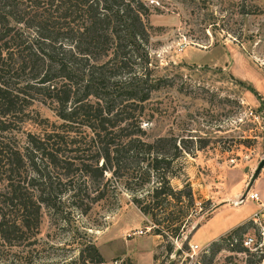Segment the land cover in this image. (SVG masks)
<instances>
[{
	"label": "trees",
	"instance_id": "trees-1",
	"mask_svg": "<svg viewBox=\"0 0 264 264\" xmlns=\"http://www.w3.org/2000/svg\"><path fill=\"white\" fill-rule=\"evenodd\" d=\"M150 14L140 0H0L3 241L13 230L37 228L42 209L85 214L84 180L103 179L131 195L158 228L155 235L178 237L174 225L193 201L186 184L174 190L169 183L178 179L171 165L184 154V139L147 140L139 128L141 106L160 85L149 76ZM35 101L48 102L59 121L43 137L22 130ZM68 189L70 204L64 206ZM249 227L247 221L209 242L206 253L226 247L230 235L238 237ZM230 249L242 251L237 245ZM79 256L81 264L103 263L91 242Z\"/></svg>",
	"mask_w": 264,
	"mask_h": 264
},
{
	"label": "rangeland",
	"instance_id": "rangeland-1",
	"mask_svg": "<svg viewBox=\"0 0 264 264\" xmlns=\"http://www.w3.org/2000/svg\"><path fill=\"white\" fill-rule=\"evenodd\" d=\"M140 1L151 13L149 76L160 85L141 106L139 128L147 140L183 138L186 148L171 165L178 179L169 182L174 190L186 184L193 200L174 225L178 237L155 235L150 216L120 186L84 180L89 210L54 215L42 209L37 228L0 238V264H81L87 242L102 264H264L255 254L230 256L209 246L203 252L256 210L249 201L239 207L236 198L215 203L227 194L226 182L249 177L264 154V0ZM28 111L24 132L43 137L50 124H59L48 102L35 101ZM257 178L264 189V172ZM6 183L0 172V193ZM70 194H63L64 206Z\"/></svg>",
	"mask_w": 264,
	"mask_h": 264
},
{
	"label": "built area",
	"instance_id": "built-area-1",
	"mask_svg": "<svg viewBox=\"0 0 264 264\" xmlns=\"http://www.w3.org/2000/svg\"><path fill=\"white\" fill-rule=\"evenodd\" d=\"M260 160L263 161V166L261 168V171L264 172V154L260 157L259 161ZM253 169L254 168H252V171ZM241 195L237 199L238 202L243 203V201H249L256 205L255 212H253L252 215L247 219V221L250 223V227L244 233L240 234L238 237L230 235L228 240L226 241V247H224L225 250L222 248L220 250L225 251L227 255L230 256L233 255L239 256L241 254L243 255L255 254L258 256H264V201L260 200L258 194L254 192L251 189V187L244 193L242 199H241ZM137 234L140 235L141 233L137 232ZM226 234L228 235L229 231L224 235ZM126 237H129V235H127ZM233 245L239 246L242 249V251L235 252L232 249H230ZM196 247H197L196 245L195 246L189 245V248L191 250L196 249ZM203 252L206 253L205 248L203 249Z\"/></svg>",
	"mask_w": 264,
	"mask_h": 264
},
{
	"label": "crops",
	"instance_id": "crops-1",
	"mask_svg": "<svg viewBox=\"0 0 264 264\" xmlns=\"http://www.w3.org/2000/svg\"><path fill=\"white\" fill-rule=\"evenodd\" d=\"M248 178H249L248 175H246L245 177L243 176L242 178H240V180L233 181L234 182V183L232 182L233 184L231 182L227 181L225 184V188H226L225 190H227V192H226L227 194L225 195L224 199L221 200L222 202L219 201V202H216L215 204L228 203V202L230 203L231 201H233L234 198L238 199L239 196L242 194V190H243L244 186L246 185ZM258 179L259 178L255 179L252 182L251 188H253L252 190L258 194L260 200L264 201V189L261 188V184L258 183ZM239 185H240V187H238ZM243 206H244V203H240L239 207H243ZM255 207H256V205H255ZM245 219H243V220H245ZM242 223H240V224H242ZM239 225H237V226H239Z\"/></svg>",
	"mask_w": 264,
	"mask_h": 264
},
{
	"label": "water",
	"instance_id": "water-1",
	"mask_svg": "<svg viewBox=\"0 0 264 264\" xmlns=\"http://www.w3.org/2000/svg\"><path fill=\"white\" fill-rule=\"evenodd\" d=\"M262 166H263V161L260 160L257 163V165L255 166V168L253 169V171L250 173L249 178H248V181H247L246 186H245V189H244V191H243V193L241 195V199L243 198L244 193L251 187L252 182L256 179V177L259 174Z\"/></svg>",
	"mask_w": 264,
	"mask_h": 264
}]
</instances>
